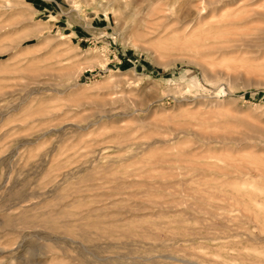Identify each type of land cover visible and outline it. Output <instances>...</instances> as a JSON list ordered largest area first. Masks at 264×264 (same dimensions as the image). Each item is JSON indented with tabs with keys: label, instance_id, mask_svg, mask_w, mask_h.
I'll return each instance as SVG.
<instances>
[{
	"label": "rangeland",
	"instance_id": "obj_1",
	"mask_svg": "<svg viewBox=\"0 0 264 264\" xmlns=\"http://www.w3.org/2000/svg\"><path fill=\"white\" fill-rule=\"evenodd\" d=\"M0 264H264V0H0Z\"/></svg>",
	"mask_w": 264,
	"mask_h": 264
}]
</instances>
